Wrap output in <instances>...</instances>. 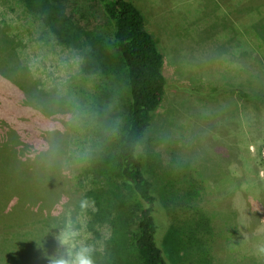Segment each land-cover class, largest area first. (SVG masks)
<instances>
[{
  "label": "trees",
  "instance_id": "16d2710c",
  "mask_svg": "<svg viewBox=\"0 0 264 264\" xmlns=\"http://www.w3.org/2000/svg\"><path fill=\"white\" fill-rule=\"evenodd\" d=\"M15 1L21 4L16 6L17 18L22 21L21 28H27L28 20L37 23L57 45L76 52L79 63L76 76L74 72V77L71 79L75 83L72 84L71 91L72 93L76 91L78 94L74 97L70 91L62 92L63 88H61L60 101L63 109L62 112H58L60 116L66 118L65 133L53 154L51 152L48 154V151L44 153L46 158L42 161V164L44 163L42 168L38 166L40 160L29 158L25 129L22 123L16 122L26 113L20 112L23 108L22 103H17L16 98L14 100L9 98L5 92L0 94L2 105L0 122L6 121L0 127V135H4L6 140L4 146L0 144V148H5V153L0 154V188H3L0 194L9 195L12 191L22 188L25 190L27 177L31 175L36 177L37 172L42 175L58 176V179L54 177L49 179L56 180L59 185L63 179L68 198L74 204L79 202L77 208L82 202L90 204L83 212L86 236L82 245L93 247L94 264H176L177 262V264H187L192 257L195 260L205 257L208 264L210 262L208 258H212L211 254L208 255L207 250L202 252L200 242H195L206 235V229L198 230L202 225L199 221L202 222L205 214L195 207L162 203L151 177L147 175L148 172L152 175L157 173L159 168L157 147L166 137L158 134L162 124H157L155 115L164 99L167 81L163 75V54L157 48L152 34L147 30L142 12L131 0H93L100 11L101 19L95 24H88L78 19L76 12L79 8H75L74 5L76 0ZM4 2L7 11L14 10L10 7L11 0ZM241 3L242 0L237 1V7H240ZM241 6L245 11L247 10L246 5ZM261 11L259 8L256 18L253 17L249 22L240 24L244 27V38L238 27H235L241 38L237 39L238 46L236 42L234 43L238 50H254L255 55L252 56L254 63L252 62L251 65L261 69L259 74L255 72L254 77L257 81L255 80V84L252 85L251 71L248 73L249 70H245L248 63L238 61L235 73L229 75L222 73V86L213 87L212 96L217 102L220 96L234 95L237 98L236 102H241H238V114L241 120L248 115L255 133L258 127H264V83H259L260 79L264 82V14ZM1 23L2 37L10 44V49L11 45H14L17 51L22 52L25 46H21L20 50L17 27L11 26V30L8 31L10 24L7 20L3 19ZM223 27L228 28L229 33L230 31L232 33L231 25L223 23ZM44 37L46 38L40 33L37 38L44 40ZM20 52L14 53L17 55L16 61L25 65L27 53L22 52L25 55L23 56ZM24 68L27 73L26 66ZM91 75L96 77L92 87L83 88L80 86V81L76 84V78L85 80ZM0 76L3 81L13 84L16 91L24 94L25 99L30 95L27 84L17 82L4 71H0ZM55 88L57 89V86ZM51 92L47 95L50 101H52ZM34 93H37L36 96L31 95L30 98L33 97L40 104L37 100L39 91L31 92ZM197 94L202 99L204 94L199 92ZM54 99L53 97V101ZM53 101L42 113L51 115L53 111L58 110V107L53 111L50 110ZM25 105H30V102L27 101ZM73 106L78 111L75 114L72 110ZM105 110L113 114L112 118ZM121 111H124L126 117L119 121L117 113ZM76 120L79 121L78 125L76 122L72 124ZM179 127L180 137L174 143L179 153L176 155H187L186 158L195 163L199 172L203 164L212 166L213 169L209 170L212 175L204 172V176L201 174L202 177L216 180L214 174L217 171L223 176L221 180H216V183L222 185L227 183L229 174L224 167L230 161L220 152L213 154L214 144L220 142L219 135L215 132L210 134L212 144H208V147L196 135L197 143L201 146L197 152H193L191 149L194 148L188 146L190 144L188 141H180L185 136L182 126ZM153 135L156 138L152 137ZM220 144L222 149L226 147L225 144ZM229 151L231 150L227 152ZM113 156L118 164L116 174L108 161V158L112 161ZM142 157H145V161ZM33 165L37 168H32ZM62 166L67 168L64 174L59 168ZM9 172L20 175L19 182H14V177L10 178ZM256 180L258 183L252 186V190L262 193L259 179ZM74 187L80 191L78 194ZM54 188L58 192V188L56 186ZM58 194L52 198L54 200L50 199L49 203L41 204H34L28 201L29 198L22 197L17 200L14 207H8L6 199L0 200V229L4 224H12L17 228L16 230H19L18 226L26 222L42 221L45 225L44 230H40L35 236L37 240H50L41 243L49 250L53 244L51 238L53 231L42 218L51 216V213L32 214L31 210L57 202L61 197L59 192ZM196 234H200L201 237L196 238ZM192 235L193 242L189 241ZM19 237L21 236L16 233L8 241L0 240V247L7 248L6 245L13 246L20 243ZM22 237L27 238V234ZM170 251L172 256L169 259ZM203 253L206 255L203 256ZM11 258L9 251L6 250L5 256L0 261H8ZM195 263L204 264L201 261Z\"/></svg>",
  "mask_w": 264,
  "mask_h": 264
},
{
  "label": "rangeland",
  "instance_id": "374dc122",
  "mask_svg": "<svg viewBox=\"0 0 264 264\" xmlns=\"http://www.w3.org/2000/svg\"><path fill=\"white\" fill-rule=\"evenodd\" d=\"M131 1L142 12L146 28L163 54V75L167 81L164 99L155 115L157 124H162L158 134L166 135V137L157 147L159 152L158 171L153 175L148 172L147 175L151 177L162 203H177L182 207H195L200 209L199 212L205 214L202 222L198 220L202 225L197 229L199 231L206 229V235L195 242H200L202 252L207 250L208 255L211 254L212 258H208L210 264H222L223 261L224 264H264V252L260 250L264 247V127H258L255 133L257 136L251 138L250 145L247 142L248 146L246 147L242 145L245 138L241 134L228 140V143L232 144L235 149H231L233 154L228 156L231 162L224 167L230 176H227L229 178L227 181L232 182V178L238 175L244 178L243 181L259 179L262 193L254 192L252 189L247 193V187L244 185L245 195L239 194L231 183V185L224 183L223 187L218 188L216 180L221 179L217 171L214 174L216 180L202 177L204 172L212 175L209 171L213 169L212 166L203 164L200 166L199 172L195 163L186 158L187 155H176L179 153L174 147L175 141L180 137L179 125L182 126L185 136L180 141H188L190 143L188 146L194 148L191 151L197 152L201 146L200 143H197L196 135L207 146V139L211 133L210 127H212V124L207 122L211 117H217L216 101L212 99L213 87L220 88L222 86V73L225 75L235 73L237 62L244 61L248 63L245 70H249L248 73L251 71L252 85L257 81L254 75L261 69L251 65L252 62L254 63L252 57L255 55L254 50H238L237 39H240L241 35L244 36V27L240 25L241 23L245 24L253 17L256 18L259 8L264 14V0H242L241 5L247 6L246 11L241 5L237 7L236 2L239 0ZM10 3L13 11H7L4 0H0V71H4L21 84H27L30 95L25 99L24 94L16 91L13 84L3 81L1 76L0 94L5 92L9 98L13 100L16 98L17 103H22L23 108L19 111L26 113L20 117L21 120H16V122L22 123L25 129V142L29 144V158L40 160L38 166L42 168L44 166L42 161L46 158L44 153L48 151V154L50 152L53 154L65 133L66 118L60 116L59 113L63 109L60 96L66 90L70 91L74 97L78 94L76 91L74 93L71 91L72 84H75L71 79L74 77V72L76 76L79 57L76 52L57 45L37 23L28 20L27 28H21L22 21L17 18L18 9L16 8L21 4L15 0H11ZM74 5L75 8H79L76 14L78 19H82V22L88 24L100 22L101 14L93 0H76ZM3 19H6L10 24L8 31L11 30V26H16L18 29H16V33L19 35L20 50L24 45L25 48H22V52L27 53L25 65L16 61L17 55L15 54H19L20 51H17L14 45H11L10 49V44L2 37L3 25L1 22ZM223 23L231 25L232 33L231 31L229 33L228 28L223 27ZM235 27H238L241 35ZM40 33L46 36L43 38L44 40L37 38ZM235 42L237 46L234 44ZM22 52L20 53L23 55ZM24 66L27 68V73ZM78 81H80L81 87L90 88L96 81V77L91 75L85 80L78 77L76 84ZM259 83L263 84L264 82L260 79ZM61 88H63L62 92ZM33 90L39 91L37 100L42 107L36 99L30 98L31 95L36 96L37 94H31ZM195 91L204 94L202 99ZM48 92H51L52 101L53 97L55 98L50 110L53 111L58 107V110L53 111L51 115L42 113L46 106L52 102L47 96ZM27 101L30 102V105H25ZM0 106L2 107L1 104ZM73 108L74 114L78 112L75 110V106ZM107 110H105L106 113H110ZM112 115L110 113L111 118ZM123 117H126L124 111L117 113L119 121H122ZM72 119L73 117L70 118V120ZM4 122L6 121L0 122V127ZM74 122L77 125L79 123L76 120L72 124ZM152 137L156 138L155 135ZM0 141V144L4 146L6 142L4 135H0ZM2 153H5V148H0V154ZM142 160L145 161V157H142ZM108 161L116 174L118 164L115 156L112 157V161L108 158ZM32 168L37 167L33 165ZM59 168L62 170V174L67 172L66 166ZM34 172L35 170H33ZM37 174L36 177L33 175L27 177V182L24 184L25 190L22 188L15 192L12 191L9 195L1 193L0 200L6 199L8 207H14L17 200L22 197L29 198L28 201L34 204L49 203V200H54L52 198L58 196L59 192L61 197L57 202L50 203L49 207L44 206L45 209H42L44 207H35L31 210L32 214L51 213V216L45 217L47 220L45 218L42 220L52 228V247L47 250L41 244L50 240L36 239L35 234L44 230L45 225L42 224V221L26 222L18 226L19 230H16L17 228L12 224H4L2 225L4 227L0 229V240L8 241L16 233L21 237L18 238L19 240L17 239L20 242L18 244L6 245L7 248L0 247V259L5 256L6 250L12 257L8 261H0V264H49L45 254L52 255L56 252L60 246L56 237L62 231L66 229L76 231L78 245H82L86 236L83 227V212L90 204L82 202L77 208L79 202H75V204L77 203L75 205L68 198L63 179L59 185L55 182L56 180L49 179L51 177L58 179V176L42 175L38 172ZM9 177H14L13 181L19 182L20 175L9 172ZM54 186L58 188V192ZM0 191H3V188H0ZM76 192L78 194L80 191L76 189ZM38 199L41 201H37ZM67 202H69L68 205ZM25 234H27V238L22 237ZM195 237L201 236L196 234ZM166 240H168L167 237ZM189 241L193 242V235L190 236ZM259 252L260 254H258ZM170 253L168 252L169 259L172 256ZM205 255L206 253H203V256ZM200 259L196 258L195 260L192 257L187 264L199 263H195V261L206 263L205 257H200Z\"/></svg>",
  "mask_w": 264,
  "mask_h": 264
},
{
  "label": "crops",
  "instance_id": "0c3cea01",
  "mask_svg": "<svg viewBox=\"0 0 264 264\" xmlns=\"http://www.w3.org/2000/svg\"><path fill=\"white\" fill-rule=\"evenodd\" d=\"M236 99L237 98L234 95H230V94H227L226 96H220L216 102L217 117H215V118L211 117L207 122V123H210V125L212 124V127H210L211 133H214V132L217 133L219 135V140H220V142H217L216 144H214L213 154L220 152L221 154H223L225 156L226 159L229 158L228 156H231L233 154L232 151L235 148L232 144L228 143V140H231L232 137L234 139V137L237 136V134H241L244 136L243 138H245L242 145H244L246 147L247 142L250 145V141H251L250 139L255 138V136H256L255 132H254L255 128L250 123L251 121H249L250 120L249 116L247 115L246 118L241 120V118L238 114L239 103H241V102L240 101H238L239 103L236 102L237 101ZM248 111H247V113H249ZM196 129L199 130L200 132H202L201 129H198L197 127H196ZM211 133H209V136ZM220 143L225 144L226 147H223V149H222ZM208 144L209 145L212 144L210 137H209V139H207V145ZM231 149H233V150H231ZM228 150H231V151L227 152ZM229 161H230V159H229ZM222 176L220 175L219 178H221ZM243 180H244V178L241 176L239 177V175H238L232 179V182L227 181L226 184L229 185L231 183L234 186V190L237 193L245 195V190L243 189V187H245V186L247 187L246 192L248 193L249 190L253 188L252 186L257 185V183H258L256 178L254 180H251V181H246V180L243 181ZM259 182H260V180H259ZM217 185L222 186V187L224 186V184L223 185L217 184Z\"/></svg>",
  "mask_w": 264,
  "mask_h": 264
},
{
  "label": "clouds",
  "instance_id": "9594fccd",
  "mask_svg": "<svg viewBox=\"0 0 264 264\" xmlns=\"http://www.w3.org/2000/svg\"><path fill=\"white\" fill-rule=\"evenodd\" d=\"M77 235L76 231L66 229L56 237L60 246L54 254H45L49 264H94L93 247L78 245L76 243ZM260 250L264 252V247Z\"/></svg>",
  "mask_w": 264,
  "mask_h": 264
}]
</instances>
